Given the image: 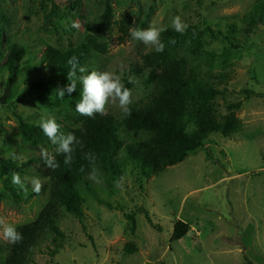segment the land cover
Returning a JSON list of instances; mask_svg holds the SVG:
<instances>
[{
	"label": "rangeland",
	"instance_id": "rangeland-1",
	"mask_svg": "<svg viewBox=\"0 0 264 264\" xmlns=\"http://www.w3.org/2000/svg\"><path fill=\"white\" fill-rule=\"evenodd\" d=\"M74 1L0 0V161L22 164L41 157V150L24 141L19 117L30 124L42 116L64 118L75 110L76 101L67 93L61 100L57 87H34L45 78L40 57L47 46L66 48L94 35L109 46L98 60V71L117 73L123 84L129 78L132 103L151 91L143 78L128 74L153 48L130 34L121 41L123 13L131 14L133 26L141 29L153 23L171 28L172 19L181 16L189 28L178 55L221 91L216 99L219 119L230 115V104H242L235 115L243 130L231 137L211 135L182 163L150 178L141 179L126 161L123 190L115 187L117 176L101 170L102 184L86 177L79 186L82 217L64 212L61 238L39 244L24 264H247L246 259L264 264V17L252 25L249 15L264 0H112L110 27L101 23L106 0ZM73 21L79 29L72 27ZM15 42L26 50L16 63L20 71L11 73L6 62ZM107 114L124 115L118 103H110ZM120 136L125 142L134 139L123 129ZM14 153L21 158L13 159ZM124 154L118 158L126 159ZM40 168L42 162L33 163L26 176L45 181ZM12 187L14 194L0 176V217L21 230L39 219L48 196L30 197L28 184L25 198ZM128 215L135 218L134 233ZM177 221L188 223L190 231L172 241ZM127 245L136 252L127 251ZM0 246V264H5L15 244L0 236Z\"/></svg>",
	"mask_w": 264,
	"mask_h": 264
},
{
	"label": "trees",
	"instance_id": "trees-1",
	"mask_svg": "<svg viewBox=\"0 0 264 264\" xmlns=\"http://www.w3.org/2000/svg\"><path fill=\"white\" fill-rule=\"evenodd\" d=\"M79 2L75 0L73 3L78 5ZM249 15L252 25L258 18L264 17V1L257 2ZM113 19L112 0H106L101 23L110 27ZM133 25V16L123 13L118 27L122 42L129 35V28ZM208 30L213 33L210 27ZM2 34L3 32H0V35ZM182 38L183 35L167 28V31L161 34V39L166 44L165 50L157 53L153 49L142 55L140 63L134 62L130 66L128 75L143 78L145 86L151 89L142 98L131 103V115L124 114L119 118L113 114H97L95 118H91L73 110L64 113V118H55L61 132L73 133L83 144V148L76 146L70 166L63 163L64 157L56 153V146L44 135L37 122L25 123L23 118L19 117L20 132L24 141L36 150H51L50 154L56 156L60 167L55 170L48 168L42 157H32L22 164L11 159L0 161V176L12 194V172H19L23 179L30 173V165L42 162L43 168H40L41 172L38 174L45 179L42 182L43 187L39 194L32 192L30 197L48 196L47 206L39 219L18 230L23 239L15 244L11 257L5 264H24L31 261L32 252L39 244L47 242L48 239L55 243L61 238L59 220L64 212L79 219L82 217L83 200L79 186L89 171L88 162L83 158L85 152L95 153L97 167L107 175L118 178L124 175V166L128 161L138 169L141 179L150 178L182 163L189 153L201 149L211 135L231 137L242 132L243 123L235 115L242 104H230L227 107L230 115L219 119L216 99L221 95V91L199 78L188 66L186 59L178 55L176 50L182 45ZM171 39L176 43H169ZM25 50L22 42L12 44L6 62L11 73L20 71L16 63ZM108 52V44L101 42L94 35H89L84 42L66 48L47 46L40 57L45 78L36 82L34 87L66 86L69 68L67 61L72 56H76L80 65L88 72L98 71L99 58ZM130 81L129 78H124V85L132 90L133 84ZM81 91L82 85L78 81L77 90L71 94L74 102L80 99ZM190 126H193L192 131ZM122 129L126 136H133L134 139L125 142L120 136ZM121 152L125 153L126 159L118 158ZM82 166L85 168L84 172L80 171ZM87 187L89 192L93 193L89 184ZM127 218L131 221V231L134 233L135 218L133 215H128ZM189 231L188 223L177 221L171 240L180 241ZM125 249L136 252L134 246L127 245ZM245 261L252 264L247 259Z\"/></svg>",
	"mask_w": 264,
	"mask_h": 264
},
{
	"label": "clouds",
	"instance_id": "clouds-1",
	"mask_svg": "<svg viewBox=\"0 0 264 264\" xmlns=\"http://www.w3.org/2000/svg\"><path fill=\"white\" fill-rule=\"evenodd\" d=\"M73 28L79 29L78 21H73ZM170 27L181 35L185 34L189 25L184 22L181 16H175ZM167 31L166 27H157L155 23L149 25L147 28H138L130 26L129 34L132 39L142 42L145 45L151 46L157 53H162L166 44L161 39V34ZM171 44L176 41L171 39ZM67 70L68 84L64 87H57L54 91L62 100L66 93L71 95L77 90V82L82 85L80 92V99L75 104V110L82 116L95 118L97 114L103 116L107 114V106L111 103L116 105L125 115H131L130 105L132 103V91L125 87L122 83L121 76L112 71H91L81 66L76 56L68 59ZM132 82V81H130ZM38 127L43 131L44 135L56 146V153L64 157L63 163L70 166L73 162V153L76 146L83 148L82 142L77 139L73 133H63L60 131V125L56 119L51 116H42L37 122ZM41 157L46 166L52 170L60 167L56 156L50 154L46 149H41ZM13 159H20V155L13 154ZM83 158L88 162L89 171L87 178L99 185L103 183L102 174L97 167V157L95 153L89 151L83 154ZM81 172L85 171L82 166ZM12 184L17 186L20 192L25 196L28 195V184L31 185L32 191L36 194L41 192L43 187L41 180L38 177L25 176L23 179L19 172H12ZM125 176L121 175L114 181L115 187L123 190ZM0 236L11 244H16L23 239L22 233L18 231L17 226L9 223L4 217H0Z\"/></svg>",
	"mask_w": 264,
	"mask_h": 264
}]
</instances>
